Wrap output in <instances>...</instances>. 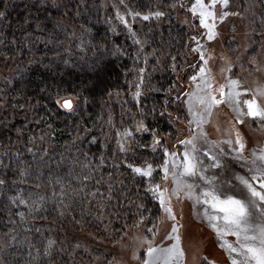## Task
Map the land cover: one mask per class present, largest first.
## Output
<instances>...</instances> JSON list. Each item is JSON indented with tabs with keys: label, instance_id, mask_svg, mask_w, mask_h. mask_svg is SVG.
I'll list each match as a JSON object with an SVG mask.
<instances>
[{
	"label": "trees",
	"instance_id": "obj_1",
	"mask_svg": "<svg viewBox=\"0 0 264 264\" xmlns=\"http://www.w3.org/2000/svg\"><path fill=\"white\" fill-rule=\"evenodd\" d=\"M0 11V264H83L82 247L73 254L81 230L116 239L161 216L150 181L127 163L160 161L153 132L173 130V110L187 92L175 76L190 74L208 39L182 0H0ZM157 11L164 15L142 19ZM57 93L78 96L76 110L59 108ZM110 95L119 99L115 120L104 110ZM127 107L147 132L123 135L121 122L134 126L121 114ZM117 138L132 144L121 152ZM154 164L156 174L163 164Z\"/></svg>",
	"mask_w": 264,
	"mask_h": 264
},
{
	"label": "rangeland",
	"instance_id": "obj_2",
	"mask_svg": "<svg viewBox=\"0 0 264 264\" xmlns=\"http://www.w3.org/2000/svg\"><path fill=\"white\" fill-rule=\"evenodd\" d=\"M182 2L186 4V7L190 8V2L192 3L194 0H182ZM223 10L228 11L230 15L223 21L217 20V34L211 40L207 38L206 29L199 25L198 17H193L190 11L186 12L188 14V21L193 19L197 31L202 32L205 39H208L206 42L210 50L204 48L202 51L204 60H207L208 63L204 65V60H200L197 65L191 68L190 74H184L186 76H183L180 73L181 71L176 70L178 72L175 78L178 83L182 82L184 84V89L181 88L182 91L187 92L178 101V110L176 112L173 110V117L171 119L173 130L168 132H153L161 141L159 145L155 146L156 153L160 159L159 162H152L156 163L154 164L157 166L155 168H158L164 162V148H168L169 151L182 153L184 147L178 141L191 137L193 131H199V129H195L188 123L190 116L188 115L186 101L188 100L187 94L194 89V84L190 78L199 72L201 66L210 70L207 74L213 81L214 89H219V86L225 83V78L228 76L233 79H239L241 88L250 90L244 94L242 97L244 99L250 98L251 93L258 87L264 86V19L260 18V1L229 0V5ZM216 11L217 14L220 13L221 8L219 5ZM186 13H184L185 17ZM199 38H197V42H199ZM5 68L6 64L0 65V75H2ZM217 96L219 98L218 92ZM115 97L110 95L104 107V110L107 113L109 112L111 120H115V104L119 100L117 99L118 95ZM122 110L121 114L124 115V118H134V126L130 127L129 131L134 130L135 133H142L143 131L136 130L140 122L144 124L143 118L138 113L139 111H134L128 107ZM112 123L115 127V121ZM121 124L125 130L128 128V124L125 125V121L121 122ZM202 128L207 133V140L220 141L219 147L223 148L227 153V155L222 157L225 167L221 169H208L207 175H215L220 180L234 181L236 174H249L248 169L252 166V150H259L264 147V125L251 118H244V123L240 124L236 120V113L227 104H220L212 109L211 115L206 118V122L202 125ZM237 131H239L245 143L243 160L237 159L236 153L232 152L226 143H223L231 139L233 140L232 147H236L235 136ZM124 142L125 139L118 141L117 138V147L120 149V145L123 144L126 148L132 144L130 140L126 143ZM197 147H207V145L201 139L198 141ZM151 149H153V138ZM202 159L205 160L206 164L209 163L206 157L202 156ZM160 169L159 173L156 172L155 174L153 172L156 177L153 174V178L151 179L148 177L144 178L150 181L148 182V186L150 183H159L168 190L167 195L170 197V205L175 215V220L171 219L169 214L162 208V214L156 221L141 220L139 223H135L129 227L116 239L107 238L102 240L92 233V231L81 230L77 234L81 240L75 241V252H73V254L77 253V247H82L79 250H82L81 252L86 258H82V253H77L78 255L76 256H78L80 262L88 264V259L90 257L93 258L91 254L94 251L96 262H92V264H103L104 260H108L107 264H141L147 247L146 241L151 240L154 246H168L173 243V240L168 237L175 225L180 236V246L184 249L185 253L183 264H231V259L226 249L220 247V241L217 238L216 232L209 226L207 220L202 218V210L199 206L194 208L193 200L187 198L183 192L179 196L173 195L172 178L169 176L167 180H163V169L162 167ZM188 182L201 183L198 179H190ZM150 194L152 195V193ZM198 212L201 214L198 215ZM227 238L235 240V237L232 236ZM98 245L106 249L105 251L103 250L106 253L105 255L97 256L101 251L99 250L100 247L97 248Z\"/></svg>",
	"mask_w": 264,
	"mask_h": 264
},
{
	"label": "snow or ice",
	"instance_id": "obj_3",
	"mask_svg": "<svg viewBox=\"0 0 264 264\" xmlns=\"http://www.w3.org/2000/svg\"><path fill=\"white\" fill-rule=\"evenodd\" d=\"M123 3V0H121ZM220 6L221 11L217 14L216 8ZM229 5V0H194L191 3L189 11L193 17H198L199 25L206 29V35L209 40L215 37L217 20L223 21L230 15L223 9ZM183 7V5H181ZM235 14V13H231ZM5 15L0 11V17ZM133 19L141 16L139 12L129 11ZM162 12H151L143 15V20H148L151 16L160 17ZM117 18L131 31V25L124 15L117 12ZM195 39V37H193ZM139 43V41H137ZM198 47H200L198 45ZM195 50V49H194ZM201 60L204 55L201 53ZM208 61L204 60V65ZM140 69V72H143ZM210 70L204 66L200 67L199 72L190 79L194 84V89L189 92L188 100V121L190 126L199 129L193 131L191 137L178 141L184 147L182 153L169 151L164 148V162L161 165L163 169V180L171 176L173 181L172 194L179 196L181 192L193 200V207L202 210V218L207 220L209 226L216 232L220 241V247L226 249L231 264H264V147L259 150L253 149L251 153V167L246 175L236 174L233 180H220L217 176L207 175L208 169H221L225 165L222 157L227 155L223 148L219 147L220 141H208L207 133L203 131L202 125L206 118L212 113V109L220 104H227L235 113L238 123L243 124L244 118H251L254 121L264 125V86L258 87L251 93L250 98H242L249 89H242L239 79H233L228 76L225 83L219 86V89L213 88V81L207 74ZM230 71V68H229ZM142 82V79H141ZM136 97L140 96L139 84L136 86ZM219 94V98L217 96ZM78 96L64 95L57 93L54 103L61 109L74 112L77 107ZM137 131L147 132L149 129L143 122L137 126ZM124 136H130L131 132L125 130ZM204 141L207 147H197L200 140ZM161 143L160 139L153 135V151H156V145ZM232 152L236 153V158L243 160L245 143L239 131L236 132L235 145L232 147L233 140L224 141ZM120 151H126L123 144L120 145ZM206 157L209 163L202 159ZM125 163H127L125 161ZM131 172L141 176L153 178L154 168L152 163L145 161L137 166L127 163ZM25 173L22 170L21 175ZM190 179H198L201 183H189ZM5 180L0 179V185H4ZM146 191L156 197L160 206L169 214V217L175 220L170 205L168 190L161 184H149ZM15 202V201H13ZM20 203H27L21 199ZM141 207H143L141 205ZM200 215L201 213H197ZM23 216V213H20ZM151 231V229H149ZM235 237V240H229L227 237ZM173 243L166 247L154 246L151 240H147V247L144 253V259L141 264H183L184 249L180 246V236L177 227L174 225L172 233L169 234ZM55 241L48 240L44 249V255H52V246ZM143 246V245H141Z\"/></svg>",
	"mask_w": 264,
	"mask_h": 264
}]
</instances>
